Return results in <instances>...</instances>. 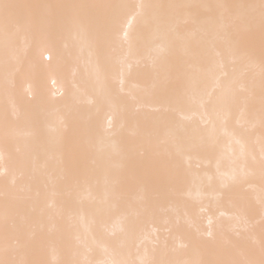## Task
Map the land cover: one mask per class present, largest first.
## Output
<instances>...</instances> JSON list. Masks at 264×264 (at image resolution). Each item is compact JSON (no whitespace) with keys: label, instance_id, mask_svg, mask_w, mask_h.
<instances>
[{"label":"snow or ice","instance_id":"6c2138e0","mask_svg":"<svg viewBox=\"0 0 264 264\" xmlns=\"http://www.w3.org/2000/svg\"><path fill=\"white\" fill-rule=\"evenodd\" d=\"M182 16L191 19L189 29H180ZM133 22L152 37L147 57L150 86L170 96L174 104L187 106L197 118V127L178 133L167 122H158L134 143H121L111 119L102 132L81 127L77 105L65 104L56 110L53 129L61 154L58 167L51 172L45 168L42 179L32 172L19 177L13 173L9 180L18 110L13 103L10 115L5 105L0 111V264H50L44 255L50 235L46 224H59L64 192L90 183L98 170L105 176L100 213L105 208L121 210L119 229L111 232L115 242H104L88 227L76 234L75 244L56 264H264V137L258 155L244 143L246 126L254 128L258 123L264 130V0L201 4L0 0V90L5 97L13 96L18 78L35 66L29 48L35 47L43 57L57 40L71 41L92 64L94 53L115 51L121 40L131 47ZM177 49L183 55L174 60ZM253 68L259 69L258 80ZM107 71L97 55L95 99L88 100L97 113L112 105L114 89ZM32 99L37 103L28 115L35 119L47 110V103L36 96ZM224 137L229 138L235 165L231 184L251 187L248 176L259 173L261 219L253 223L238 213L228 231L210 218L206 227L190 219L187 243L176 247L172 216L178 228L184 207L179 189L189 175L180 157L208 144L224 151ZM168 145L174 150L169 151ZM114 159L120 162L116 168L110 166ZM84 160L94 166L84 167ZM158 222L163 227H157ZM97 246L110 258L89 259Z\"/></svg>","mask_w":264,"mask_h":264},{"label":"bare ground","instance_id":"6f19581e","mask_svg":"<svg viewBox=\"0 0 264 264\" xmlns=\"http://www.w3.org/2000/svg\"><path fill=\"white\" fill-rule=\"evenodd\" d=\"M53 2L98 3L106 0H53ZM123 2H140V0H123ZM156 3H243L252 0H151ZM201 10V15H203ZM179 27L186 30L191 27L189 17L179 18ZM131 47L122 40L118 42L115 51L94 53L93 63H88V54H81L79 47L71 41L57 40L49 46L40 57L39 50L29 48V55L35 57V66L26 70L18 78L15 94L5 97L0 90V111L5 105L16 104L18 119H15L14 142L11 144L13 160L9 165V180L14 173L25 176L35 172L42 179L41 172L46 168L51 172L60 164L61 154L57 148L54 127L57 124V109L65 104L75 103L78 111L76 119L81 127H91L103 131L107 128L108 119L112 120V130L116 132V140L132 144L138 136L152 124L167 122L176 128L178 133L184 130L192 131L198 121L187 106L176 105L170 96L153 89L150 84L148 63V48L152 46V37L136 22L129 30ZM100 56L101 65L107 67L105 73L109 85L114 89L112 105H105L97 113L96 106L88 103L89 98L95 99L92 91L94 82V62ZM177 49L173 59L182 56ZM259 49L257 48V58ZM51 57V61L48 60ZM123 61V64L121 63ZM130 65V67H129ZM123 72V76L120 73ZM258 80V68L251 70ZM122 79V84L120 80ZM122 89V90H121ZM86 92L87 94H81ZM36 96L47 103V110L37 118H29V113L37 101ZM123 118V119H122ZM123 124V126H121ZM264 137L257 123L256 127L244 132V143L250 150L259 154L260 142ZM225 150L208 144L199 152L185 151L180 157L181 165L188 172L187 181L180 186L184 207L180 213V224L176 227L175 215L172 216V227L175 239L173 245L179 247L187 243L186 236L191 231L187 220L194 219L207 226L208 219L228 231L234 225V217L243 212L253 223L261 219L260 177L258 171L248 176L251 187L233 185L229 177L233 174L235 165L231 159L229 138L224 137ZM168 150L173 147L168 145ZM119 160H112L110 166L116 168ZM84 167L94 165L90 160L82 161ZM131 176V173H129ZM3 176H0V185ZM105 176L98 170L96 178L88 184H82L78 189L66 191L62 196L65 202L62 220L57 225L46 224L45 231L50 233L45 247V258L50 264L66 257L69 245L75 244L76 234L83 233L91 227L98 237L108 244L114 243L111 232L119 229V207L105 208L100 213V201L104 195ZM225 185H228L227 188ZM44 201H41L43 206ZM157 227H163L157 223ZM91 260L110 258L102 247H94L88 257Z\"/></svg>","mask_w":264,"mask_h":264}]
</instances>
